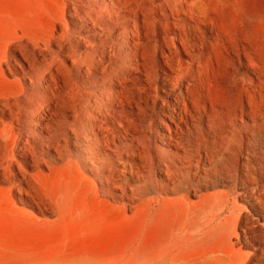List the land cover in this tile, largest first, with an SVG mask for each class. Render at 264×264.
Segmentation results:
<instances>
[{
	"label": "rangeland",
	"instance_id": "obj_1",
	"mask_svg": "<svg viewBox=\"0 0 264 264\" xmlns=\"http://www.w3.org/2000/svg\"><path fill=\"white\" fill-rule=\"evenodd\" d=\"M120 1L0 0V264H264V0Z\"/></svg>",
	"mask_w": 264,
	"mask_h": 264
},
{
	"label": "bare ground",
	"instance_id": "obj_2",
	"mask_svg": "<svg viewBox=\"0 0 264 264\" xmlns=\"http://www.w3.org/2000/svg\"><path fill=\"white\" fill-rule=\"evenodd\" d=\"M167 1V0H166ZM175 1H179L180 2V4H181V6H180V8H178V7H175L177 10L178 9H182L183 10V7H186L188 4H189V2H190V0H175ZM114 2H116L118 5H117V7L116 8H118V9H121V8H125V9H121V13H128V14H130L131 12L125 7V6H123L122 5V2L120 1V0H112V4L114 3ZM71 9H73V10H75V8H73V7H71ZM103 13H104V16H107V15H109V16H112V13L110 12V11H107V10H104L103 11ZM115 16H117V15H115ZM115 16H114V18H115ZM81 21H83L84 23L87 21L86 20V18H84V19H81ZM99 22V21H98ZM129 22H131V21H129ZM89 23V22H88ZM133 23H134V21H133ZM90 24V23H89ZM121 28H117V30L115 29V31L113 32V30H111L112 32H108V33H110V34H115V35H117V36H120V40H122V42H126L127 43V46L126 47H128V45H129V39L130 38H137L138 37V35H136L135 33H132V34H134V35H129V32L128 31H126L125 29H121ZM134 29H136V27H135V25H134ZM180 38H181V40H182V44H183V47L186 49V50H188V48H189V40H188V34L186 33V32H184V33H182V35L180 36ZM165 41V40H164ZM109 42H111V46L109 47L110 49H109V51L106 49V48H104V50L102 51V53L101 54H98L97 55V57H99V59H98V61L96 62L99 66L101 65V66H103L105 69L107 68V67H109L110 65H112V60H114V59H117V55H116V52H113V47H115L114 46V44H115V42L114 41H109ZM165 43H166V41H165ZM124 49V48H123ZM121 50H122V48H121ZM127 51V50H126ZM96 50H94V53L96 54ZM28 55V54H27ZM105 55H109L110 56V61H108V62H104L103 61V59H102V57L103 56H105ZM131 57H130V59H129V64L128 65H126V67H125V69H126V71H130V72H132V70H133V65L131 64L132 63V61H134V59H135V57L137 56L136 54H131L130 55ZM97 57L95 58V59H97ZM27 61H28V63H29V69H27V70H25L24 71V75H26V76H28V78H30L31 80H32V82H33V85H36V84H38L39 86L41 85V83L44 81V80H47L48 78L50 79V76L52 77V76H54L51 72V74H49V72L47 73L45 70H44V68L42 67V64H40V62H38L37 60H35V58H33V57H31V56H27ZM7 62H9V61H7ZM7 62H5L6 64H7V66H8V69L9 70H11V63H7ZM60 64V63H59ZM45 65V64H44ZM77 65L78 66H84V67H86L87 69H88V66H90V65H88V63H84L80 58H79V60H78V62H77ZM59 66V65H58ZM136 70V69H135ZM113 75H112V77H111V79L112 80H115V81H122L123 79H125L126 77H127V75L128 74H126V73H122V74H117V73H115V72H113L112 73ZM148 76H150V78H153V75H151V74H148ZM53 78V77H52ZM48 83V82H47ZM64 84V83H63ZM37 86V85H36ZM47 87V86H46ZM48 93V92H47ZM111 95H112V101H113V103H112V107L113 108H115V107H118V108H123V105H125L124 104V101L123 100H120V98H119V93H111ZM54 97L55 96H53V97H47L48 98V100H47V102H46V104H44V105H42V107L38 110V112H37V116H36V118L38 119V121H41V119H45L46 120V128L47 129H49V131H50V139H53V138H56V139H58V137L60 136V135H63V136H66V133H65V130H66V128L67 127H70L72 130H73V133L75 134V135H78V130L75 128V126H76V120L79 118V116H80V114H79V109H77L76 111H75V113H74V118L76 119L75 120V122L74 123H70L69 121H68V118H69V116H68V113H66V112H62V107L59 109V106H58V101L56 102V100H54ZM180 97H181V95H180ZM110 103V102H109ZM130 103V102H129ZM63 104V103H62ZM64 105V104H63ZM65 106V105H64ZM67 106V105H66ZM166 107H167V110L169 111V117L171 118V119H177L178 121H179V123L178 124H182L183 125V123H185L183 120H182V118H181V116L180 117H176L175 118V116L173 115V113L172 112H174V109L173 108H171L170 107V105H167L166 104ZM193 107L194 108H198L196 105H193ZM71 108V107H70ZM189 108V107H188ZM141 109V108H140ZM166 109V108H165ZM201 109V108H200ZM61 110V111H60ZM40 111H42V113H40ZM186 113H187V115H189L188 114V111H187V109L186 110H184ZM201 112H203V111H201ZM99 113H101V111L99 112ZM116 113H118V114H122L121 113V109L120 110H118V111H116ZM184 113V112H183ZM86 115L83 117L84 119H86V120H91V122H92V124L94 125L96 122H98L97 121V119H96V117H93L92 115H88L89 113H88V108H87V110H86V113H85ZM102 118H103V116H102ZM190 119V118H189ZM50 122H52L51 123V125H49V123ZM178 124H177V126H178ZM94 129V128H93ZM98 129V128H97ZM179 130V129H178ZM46 132V131H45ZM177 132V131H176ZM133 134V133H132ZM99 135V134H98ZM93 136V135H92ZM191 136V135H190ZM39 137V136H38ZM78 137V136H77ZM59 140V139H58ZM65 140H68V138H67V136H66V138H65ZM60 141V140H59ZM89 143H90V141H89ZM81 148V147H80ZM108 149V148H107ZM101 153V152H100ZM95 162V161H94ZM91 163H93V161H91ZM102 163V162H101ZM113 177V176H112ZM27 194H29V193H27ZM240 195V194H239Z\"/></svg>",
	"mask_w": 264,
	"mask_h": 264
}]
</instances>
